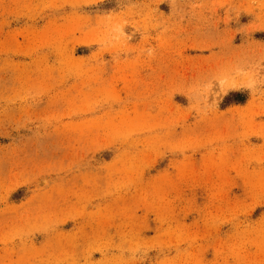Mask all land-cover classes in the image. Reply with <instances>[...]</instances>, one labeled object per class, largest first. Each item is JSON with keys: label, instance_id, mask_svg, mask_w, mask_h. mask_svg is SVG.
<instances>
[{"label": "rangeland", "instance_id": "obj_1", "mask_svg": "<svg viewBox=\"0 0 264 264\" xmlns=\"http://www.w3.org/2000/svg\"><path fill=\"white\" fill-rule=\"evenodd\" d=\"M0 264H264V0H0Z\"/></svg>", "mask_w": 264, "mask_h": 264}]
</instances>
